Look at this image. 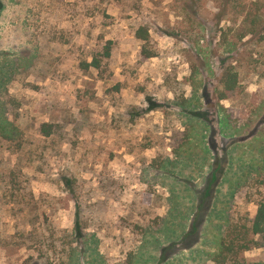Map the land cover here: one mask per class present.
Listing matches in <instances>:
<instances>
[{
    "label": "rangeland",
    "instance_id": "rangeland-1",
    "mask_svg": "<svg viewBox=\"0 0 264 264\" xmlns=\"http://www.w3.org/2000/svg\"><path fill=\"white\" fill-rule=\"evenodd\" d=\"M2 1L0 264H215L264 197V38L241 37L239 13L252 0L224 19L225 0H121L114 20L75 0ZM101 34L115 40L104 73L80 66ZM13 131L21 146L1 138ZM28 189L36 210L17 202ZM248 238L239 262L264 264V234Z\"/></svg>",
    "mask_w": 264,
    "mask_h": 264
},
{
    "label": "trees",
    "instance_id": "trees-1",
    "mask_svg": "<svg viewBox=\"0 0 264 264\" xmlns=\"http://www.w3.org/2000/svg\"><path fill=\"white\" fill-rule=\"evenodd\" d=\"M75 2L77 5L80 6L82 13L85 16H90L91 18H98L101 16V19L112 20H114V17L107 13V6L113 2H115L116 4H121V0H75ZM229 6L230 0H225V4H223L222 6V9L218 14V18L222 19L227 15ZM3 8L4 3L2 0H0V14ZM239 13L243 15L244 20L242 24L248 27V29H246V27L243 26V32L241 33V37L249 35H259L260 37L264 38V0H252L248 3H245L241 6ZM102 24L110 25L108 21H103ZM135 26V37L143 41V45L140 50V55L145 58L155 57L157 55V52L155 51V47L151 44L152 40L148 27L142 23H140L137 27ZM92 39L94 45L90 47V53L86 54L85 57H82L80 59V66L85 69L95 68L99 70L100 73H104L106 72L108 65L110 64V60L113 55V51L115 48V40L106 39L104 34L94 35L92 36ZM88 57L91 59L89 60ZM222 83L225 86V90H235L238 84V73L232 71V69L227 70V72L223 74ZM225 97L226 94H223V98ZM55 126L56 125L54 123H43L39 132V134L41 135V139H49L53 137L55 132ZM20 136L21 134H15L14 132L12 134L6 133L1 138L3 140L9 139L8 141L15 142L16 144L21 146L23 139H21V142L19 143ZM41 149L43 150V148ZM17 176L18 179H12L11 183L16 187V190H19L24 183L29 182V177L19 179V177L23 176L21 170H19V175ZM66 180L68 185L70 186L71 182H69V179ZM27 192V196L24 197V199H21L23 197L20 198L17 196L18 198H20V201L17 202L20 204L22 203V201H25L30 206H32L33 209L36 210L42 200L41 198H36L32 190L28 189ZM34 222L36 223V221ZM250 222L251 225L249 227L246 225L243 226L242 230L238 231V236L231 239L230 242H228L226 238L221 241L220 250L213 257V261L215 262V264H243L238 260L239 255L242 252L251 249L252 245H258V243L254 241L253 238L249 239L248 236L264 234V197L259 200L257 214L255 215L254 219ZM76 227L78 228V222H76ZM238 240L239 243H236V241Z\"/></svg>",
    "mask_w": 264,
    "mask_h": 264
}]
</instances>
